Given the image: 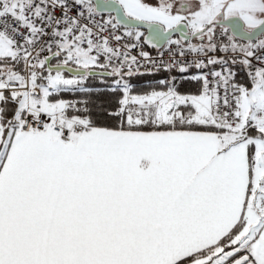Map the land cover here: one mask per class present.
I'll return each mask as SVG.
<instances>
[{"label":"snow or ice","instance_id":"6c2138e0","mask_svg":"<svg viewBox=\"0 0 264 264\" xmlns=\"http://www.w3.org/2000/svg\"><path fill=\"white\" fill-rule=\"evenodd\" d=\"M0 264H264V0H0Z\"/></svg>","mask_w":264,"mask_h":264},{"label":"trees","instance_id":"16d2710c","mask_svg":"<svg viewBox=\"0 0 264 264\" xmlns=\"http://www.w3.org/2000/svg\"><path fill=\"white\" fill-rule=\"evenodd\" d=\"M235 71H236V73H237L236 79H237L238 81H239V80H244V79L246 78V77H245V72H244V70L241 68V66H239V65L235 66ZM160 73H161V74H166L165 72H160ZM172 73H174V76H177V77H179V76L181 75V74L177 73L176 71H173ZM158 74H159V73H158ZM156 75H157V74H156ZM156 75H155V76H148V75H146V76H142V77H133V78H132V82H133L134 84H137V85L141 86V87H144V86L146 85V82H150V81L158 80V79L156 78ZM166 76H167V75H166ZM166 76H163V77H161V78H164V77H166ZM161 78H159V79H161ZM194 87H195L194 85L185 82V83L179 85V90L183 92V91H186V90L194 89ZM66 98L71 99V98H74V97H73L72 94H67V95H66Z\"/></svg>","mask_w":264,"mask_h":264},{"label":"built area","instance_id":"2783aa9c","mask_svg":"<svg viewBox=\"0 0 264 264\" xmlns=\"http://www.w3.org/2000/svg\"><path fill=\"white\" fill-rule=\"evenodd\" d=\"M105 15H106V14H105ZM145 50L150 51L151 54H152V56H153V57H156V51H155V50H153V49H149L147 46H145ZM133 54H136V53L133 52ZM217 67H218V66H217ZM234 71H235V68H234Z\"/></svg>","mask_w":264,"mask_h":264},{"label":"crops","instance_id":"0c3cea01","mask_svg":"<svg viewBox=\"0 0 264 264\" xmlns=\"http://www.w3.org/2000/svg\"><path fill=\"white\" fill-rule=\"evenodd\" d=\"M166 75H168V74L167 73L166 74L159 73V74L156 75V78L159 79V78H161L163 76H166ZM172 75H174V73H172Z\"/></svg>","mask_w":264,"mask_h":264},{"label":"water","instance_id":"95a60500","mask_svg":"<svg viewBox=\"0 0 264 264\" xmlns=\"http://www.w3.org/2000/svg\"><path fill=\"white\" fill-rule=\"evenodd\" d=\"M141 30H142V31H145V32L147 31V29H141Z\"/></svg>","mask_w":264,"mask_h":264},{"label":"rangeland","instance_id":"374dc122","mask_svg":"<svg viewBox=\"0 0 264 264\" xmlns=\"http://www.w3.org/2000/svg\"><path fill=\"white\" fill-rule=\"evenodd\" d=\"M175 38V37H174Z\"/></svg>","mask_w":264,"mask_h":264}]
</instances>
